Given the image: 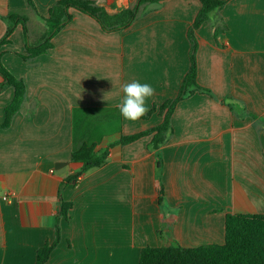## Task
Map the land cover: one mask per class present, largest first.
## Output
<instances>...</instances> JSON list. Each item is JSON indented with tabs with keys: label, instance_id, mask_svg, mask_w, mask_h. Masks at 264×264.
<instances>
[{
	"label": "crops",
	"instance_id": "crops-1",
	"mask_svg": "<svg viewBox=\"0 0 264 264\" xmlns=\"http://www.w3.org/2000/svg\"><path fill=\"white\" fill-rule=\"evenodd\" d=\"M57 1L34 0L33 10L26 0H0V39L15 11L28 18L29 41L38 42L48 30L39 16ZM92 1L111 15L138 4ZM201 8L200 0L145 3L130 27L115 32L72 10L53 48L29 61L20 56L26 38L17 25L0 48L3 65L26 87L7 128L15 90L0 93V264H35L37 250L54 241L61 183L82 168L74 149H104L162 124L159 107L178 96L189 71V30ZM195 37L197 81L211 93L176 105L160 148L151 147L153 134L116 146L103 166L63 188L73 206L60 219L61 241L48 264H139L146 246L223 244L228 213L264 214V0H230ZM132 81L155 90L134 122L117 107L121 85Z\"/></svg>",
	"mask_w": 264,
	"mask_h": 264
},
{
	"label": "trees",
	"instance_id": "trees-1",
	"mask_svg": "<svg viewBox=\"0 0 264 264\" xmlns=\"http://www.w3.org/2000/svg\"><path fill=\"white\" fill-rule=\"evenodd\" d=\"M161 0H138V4L111 15L103 7L92 0H59L50 9L47 17L39 16L48 27L46 34L36 43L29 41L28 18L18 12L11 11L4 19L8 24L6 34L0 39V48L11 43V36L18 24L24 28L26 48L20 56L29 61L53 48L54 37L73 19L72 10L80 11L94 18L106 32H115L127 29L136 20L139 8L145 3H158ZM202 8L189 30L190 68L186 74L179 94L175 99L168 100L159 109L164 114V120L159 126L138 134L122 136L118 141L104 149L96 150V144L86 143L74 149L72 161L82 164L81 170L67 177L62 183L59 192L60 209L56 224V237L53 242H48L37 250L35 264H48L50 256L61 241L60 219L69 218V211L73 204L62 198V190L70 184L76 185L84 173L90 169L103 166L109 158L111 150L116 146L130 144L145 135L153 134L151 147L160 148L166 143L172 132L171 118L176 105L187 96L196 92L210 94L208 89L198 84L197 50L198 41L195 31L202 23L209 20L212 15L221 10L230 0H200ZM28 7L35 10L34 0H26ZM221 30L216 31L218 36ZM0 93L7 87H13L15 95L7 106L6 119L3 127L10 126L13 116L19 111L25 97L26 87L22 79L16 78L2 63L0 57ZM155 106L149 114L155 112ZM148 114V115H149ZM121 117L118 116L120 124ZM119 127V126H118ZM158 170H162V159L158 162ZM160 202L165 201L164 188L159 187ZM161 235V234H160ZM139 264H264V214L253 213H228L225 222V242L223 244H207L196 247H184L178 241L169 245L158 247L146 246L140 253Z\"/></svg>",
	"mask_w": 264,
	"mask_h": 264
},
{
	"label": "clouds",
	"instance_id": "clouds-1",
	"mask_svg": "<svg viewBox=\"0 0 264 264\" xmlns=\"http://www.w3.org/2000/svg\"><path fill=\"white\" fill-rule=\"evenodd\" d=\"M121 91L123 98L117 107L125 120L138 121L147 114V101L155 94L152 85L132 81L122 84Z\"/></svg>",
	"mask_w": 264,
	"mask_h": 264
}]
</instances>
